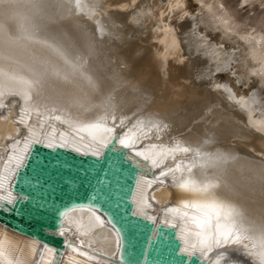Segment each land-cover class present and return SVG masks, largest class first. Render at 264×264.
Instances as JSON below:
<instances>
[{
  "label": "bare ground",
  "instance_id": "obj_1",
  "mask_svg": "<svg viewBox=\"0 0 264 264\" xmlns=\"http://www.w3.org/2000/svg\"><path fill=\"white\" fill-rule=\"evenodd\" d=\"M71 1V13L66 0L62 6L57 0L56 7L50 6L52 0H36L38 8L32 7L33 0H5L0 7V74L19 78L0 75V200L16 199V173L34 142L100 155L116 135L117 146L127 148L142 168L133 195L135 214L175 226L181 249L198 252L207 264H254L256 258L243 254L244 244L259 252L264 250L259 240L217 248L214 228L195 235L200 229L188 218L201 213L182 202L205 197L178 185L186 179L218 181L215 197L236 205L246 227H264V207L252 194L255 185L264 187V105L259 103L264 100V66L251 57L263 51L258 47L262 40L209 38L208 29L233 28V22L218 26L207 18L228 13L224 0H204L196 14L190 0H170L164 6L158 0H80L79 8ZM229 15L226 19L235 14ZM139 21L146 29L132 34V23ZM196 32L199 42H194ZM260 34L264 38V31ZM212 43L218 51L210 48ZM93 45L106 48L119 76L107 75L85 54ZM81 63L94 88L73 71L72 65ZM148 67L168 81L172 100L155 96L158 89L149 83ZM139 72L143 76H136ZM212 112L216 118L209 120ZM185 147L193 151L185 153ZM196 149L203 151V161L193 158ZM193 163L206 167L190 173ZM4 233L29 254L31 264H125L118 258V231L91 207L64 215L59 233L65 247L59 252L0 223Z\"/></svg>",
  "mask_w": 264,
  "mask_h": 264
},
{
  "label": "water",
  "instance_id": "obj_2",
  "mask_svg": "<svg viewBox=\"0 0 264 264\" xmlns=\"http://www.w3.org/2000/svg\"><path fill=\"white\" fill-rule=\"evenodd\" d=\"M142 168L117 146V136L100 155L34 142L13 183L16 199L0 200V223L56 247L64 215L77 207L100 211L118 231V258L125 264H207L198 252L181 249L177 229L135 214L134 191Z\"/></svg>",
  "mask_w": 264,
  "mask_h": 264
},
{
  "label": "snow or ice",
  "instance_id": "obj_3",
  "mask_svg": "<svg viewBox=\"0 0 264 264\" xmlns=\"http://www.w3.org/2000/svg\"><path fill=\"white\" fill-rule=\"evenodd\" d=\"M4 3L5 0H0V7H2ZM62 5L63 0H60V6ZM39 6L36 0H33L32 7L38 8ZM50 6L56 7L57 0H52ZM75 6L77 8L80 7V0H75ZM0 31H2V28H0ZM10 39L11 37H9V40ZM72 69L74 72H79L90 86L93 88L96 86L92 78L83 71V64H73ZM0 75H4L9 80L19 79L15 75H9L7 73H2ZM23 83L28 87L33 85V81L29 80H24ZM57 119H59V117H57ZM154 126L159 127V125ZM88 127L96 128L99 127V125H89ZM121 143L128 146L126 140H121ZM182 151L187 153L193 151V149L185 147ZM195 153L197 157L201 156L199 149H196ZM145 159H147V157H145ZM216 159H223V157L218 156ZM153 163H155V161H153ZM177 167H179V165ZM194 167L202 169L206 167V165L193 163L189 166L188 171L191 173ZM169 171H173V169H169ZM162 174L166 175V173ZM178 187L182 190L198 193L205 197V199L200 202H182L183 207L192 208L201 213L200 217L192 216L188 218V223L200 229L195 235L200 236L206 228H214L213 234L216 237L215 244L217 248H225L230 245H241L244 240H259L261 249H264V227L253 229L251 227H246L241 220H238V218L243 216L241 210L236 205L215 197V190L219 187L218 181L205 179L198 182L195 179H186L181 182ZM4 199H7V197H4ZM253 247H256V245L254 244ZM244 248L245 252L243 254L246 257L256 258L254 264H264V250L254 252L249 250L246 244H244ZM0 264H31L29 254L25 253L24 249L21 248L17 242L10 239L6 233L0 234Z\"/></svg>",
  "mask_w": 264,
  "mask_h": 264
},
{
  "label": "rangeland",
  "instance_id": "obj_4",
  "mask_svg": "<svg viewBox=\"0 0 264 264\" xmlns=\"http://www.w3.org/2000/svg\"><path fill=\"white\" fill-rule=\"evenodd\" d=\"M162 6L168 4V2L170 0H158ZM204 0H190V3L193 4V10H197L194 11V13L196 14L198 12L199 7H202L201 4H203ZM206 2H213V1H217V0H205ZM227 6V11L228 13L225 14H215L214 16L212 15H208L207 18L208 20L211 21H215L216 24L218 26H220V24L228 23V22H233V28H228L225 26H220L219 28H215V29H208V32L210 33L209 38H211L213 41L215 40V38H217L218 40H223V39H227L226 41H228L229 43H235L236 41L231 39V37L235 36L239 39H244V40H248V42H257V41H261L259 44V49L263 48L262 52H253V54L251 55V57L253 58V60L260 66H264V38L263 36L260 34L262 31H264V0H224ZM208 2V3H209ZM66 4H68L67 6V10L71 13L73 12V9H69L73 7V2L71 0H66ZM173 10V8H172ZM204 10H206V7L204 8ZM221 11V10H219ZM224 13V11H222ZM221 12V13H222ZM235 14L234 18H228L226 16H230L229 14ZM163 14L164 11H163ZM183 14V13H182ZM175 15V14H172ZM207 14H205L206 16ZM222 15V16H220ZM217 16V17H216ZM178 17V15L176 14V17L174 16L173 19H176ZM225 17V19H224ZM194 17L191 16L190 19H188V21H191V19H193ZM211 18V19H209ZM222 19H224L222 21ZM238 20V21H237ZM181 21H183V19H181ZM140 21L138 23H132L133 25V29L131 30L132 34H136L137 29H142V31H144L146 29V24H143ZM143 27V28H142ZM195 27V28H194ZM193 30H198L197 26H194ZM224 27V28H222ZM228 29V30H227ZM130 31V29L128 30ZM226 34H231V36H225ZM194 42H199L196 38L199 37V33L196 32L194 33ZM212 41V42H213ZM250 44V43H249ZM252 45V44H251ZM254 47V46H253ZM211 49H214V51H218L217 49V45L212 43V46L210 47ZM253 50V48L251 49ZM260 53L262 55H260ZM85 54H87L90 58H92L94 60V64H97V66L99 68H102V71L106 72L107 75H111V76H119V72L116 71V68L118 67V65H116V63H114V58L111 57V55L108 54V51L106 50L105 47H100V46H96L93 45L91 48H87ZM217 55H220V53H217ZM87 56V57H88ZM263 58V59H262ZM83 64V66L85 65V63H81ZM262 64V65H261ZM210 68L213 67L212 64L209 65ZM210 68H207L206 70L209 71ZM255 69V70H254ZM148 70H150L149 72V76H152V78L149 79V83L151 85V87L155 90H157V92L155 91V96H162L164 100L168 101V100H172L173 96H174V91L173 88H171L170 84L168 83V81H163L160 79L161 74L157 71L154 70L153 68L148 67ZM252 73L256 74L258 76V71L256 68H252ZM256 71V72H255ZM214 73V72H213ZM216 73V72H215ZM214 73V74H215ZM216 74L223 76L224 73L222 74V72H217ZM136 76H143L142 73H136ZM156 76V81L154 80V77ZM175 76H183V74H175ZM207 77V76H206ZM160 80V82H159ZM165 85V88L164 86ZM160 86H163L160 88ZM163 89V90H162ZM213 89V88H212ZM262 105H264V100H259ZM262 111L263 108L261 109ZM209 120H214L216 118V113L212 112L209 115ZM209 121H206L205 124H208ZM221 145V144H220ZM201 156L197 157L196 153L194 151V159H196V161L200 162L203 161L201 158H205V155L203 154V151L200 150ZM203 154V155H202ZM256 187L253 188L252 194L255 196V200L257 202V204H259L260 207H264V187L262 185H255ZM261 215H264L261 213ZM257 219V218H256ZM259 219V218H258Z\"/></svg>",
  "mask_w": 264,
  "mask_h": 264
}]
</instances>
